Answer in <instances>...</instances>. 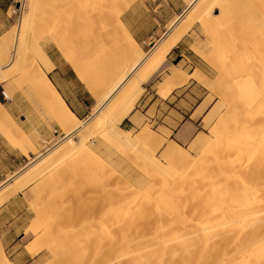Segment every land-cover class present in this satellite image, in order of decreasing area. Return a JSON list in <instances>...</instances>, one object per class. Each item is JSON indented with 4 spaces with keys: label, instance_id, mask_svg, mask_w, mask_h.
<instances>
[{
    "label": "bare ground",
    "instance_id": "bare-ground-1",
    "mask_svg": "<svg viewBox=\"0 0 264 264\" xmlns=\"http://www.w3.org/2000/svg\"><path fill=\"white\" fill-rule=\"evenodd\" d=\"M122 1L127 7L133 0H45L46 5L39 12L36 0H30L28 15L20 28L22 31L30 28L34 37L32 46L29 47L24 33L11 40L15 53L23 52V57L16 56V70H22L23 76L19 82L10 83L9 92H4L8 99L16 98L20 106L22 101L35 96L32 107L55 122L63 134L57 141L60 147L46 160L48 167L38 172L32 170L26 183L37 182L49 168H55L63 174L61 178L68 180L77 179L82 170L83 181L94 176H115L111 185L104 186L110 194L108 205L100 207L106 214L104 219L91 232H84V237L100 250L97 264H264V65L251 82L228 72L226 83L217 90L225 103V112L220 115L221 107H217L206 115V124L216 115L218 121L209 127L208 135L199 133L191 146L203 150L200 158L191 159L190 151L175 140L165 145L160 158L154 157L161 145L153 143L156 136L149 125L133 136L119 123L134 109L144 91L142 83L163 66L190 26L177 28L182 16L179 15L151 50L144 51L120 14L112 18L116 28L109 29L105 8ZM186 1L184 12L196 5L198 19L211 37L210 49L216 56H203L216 62L217 67V62L230 56L246 54L243 46L250 41L264 40V29L260 28L264 24V0L254 5L253 9L260 13H252L244 28L236 21L213 24L217 16L214 9L219 8L225 17L230 12V6L221 0ZM46 14L52 15L51 23L44 24ZM39 18L42 21L36 23ZM37 25L44 28L39 34H35ZM108 30L112 43L103 40V32ZM226 36L234 38L231 46H218L219 40ZM45 37L51 39L61 57L86 84L87 91L98 100L90 118L101 112L103 116L97 117L88 129L83 128L89 119L81 120L75 114L49 76L55 63L41 44ZM6 43L4 39L0 41V58L8 54ZM260 52L258 59L262 57ZM96 62L105 68H98ZM245 63L251 65L252 58L246 56ZM3 66L0 64V69ZM138 68L142 71L132 75ZM10 75L0 74V83L6 82ZM190 79L205 87L212 86L202 70L187 74L174 65L159 93L165 96ZM243 81L240 93L230 94L227 99L228 85ZM24 84L25 91L18 96ZM25 114L24 121H16L13 110L0 99V134L28 157L26 166L37 168L45 161L40 158L27 127L39 128L44 122L34 120L30 108ZM188 129L186 125L181 133ZM102 130H105L103 141L117 151L133 142L140 144L135 170L131 172L137 184L130 181V176L118 174L91 144ZM54 196L59 197L58 194L51 197ZM59 221L71 224L68 239L62 238L64 235L58 231L69 223L61 225ZM90 221L57 213L42 229L32 226L30 230L41 231V236L58 232L51 238L57 244L50 253L62 256L59 252L62 247L74 250L83 235L82 225ZM55 222L58 231L53 228ZM25 248L35 254L39 251L37 239ZM0 264H15L1 244Z\"/></svg>",
    "mask_w": 264,
    "mask_h": 264
},
{
    "label": "rangeland",
    "instance_id": "rangeland-1",
    "mask_svg": "<svg viewBox=\"0 0 264 264\" xmlns=\"http://www.w3.org/2000/svg\"><path fill=\"white\" fill-rule=\"evenodd\" d=\"M224 4L230 6V12L225 17L220 9H214L213 13L215 24H226L225 22L236 21L240 22L244 28L252 13H260L253 9L254 5L260 0H221ZM255 1V2H254ZM30 0H1L0 4V41L4 39L7 41L8 54L0 58V64L4 65L0 69V74L11 73L6 82L0 83V99L5 105L13 110V117L16 121L22 122L25 120L23 115L29 108L32 109V118L39 119L44 122V125L36 128L33 125L27 127V132L31 136L32 141L37 146L41 154L40 158L44 159V163L37 168H30L26 166L28 157L23 155L17 147L9 145L5 138L0 134V244L4 252L11 261L15 264H97L98 256H100L99 248L93 246L88 238H85L84 232H91L95 229L105 217V213L100 211L101 206L108 205L110 194L104 190L105 185H111L114 182L115 176L106 177H91L86 181L84 178V171L79 172V176L75 180H68L61 178L63 174L57 172L55 168H49L46 174L35 183H26V177L31 176L32 170L37 169V172L48 167L47 158L53 157L54 150L59 144L58 138L63 134L61 128L55 123L50 122L45 114L32 107L35 102V96L25 99L21 102V106L17 104L16 98L8 99L2 95V91L9 92L10 83L19 82L23 76L22 70H16L17 58L23 57V52L15 53L14 48H11V40L19 36L20 33L27 35L29 47L33 41L32 31L30 28L25 31L20 28L28 15V5ZM39 7V12L43 10L46 5L45 0H36ZM126 2L122 1L119 4L110 5L105 8V14L110 22L109 29L116 28V22L112 19L117 14H120L123 21L127 25H132L135 31L140 35L147 37L146 44L140 43L144 51H149L154 46L167 27L179 15H182L177 28L190 26L186 34L179 41L176 47L167 55L163 66L157 68V73L150 76L144 81V91L139 96L134 109L130 115L125 118L120 126L131 131L133 136H136L146 125H149L153 130L156 139L155 144H160V148L154 152V157H159L166 144L170 140H175L186 149L190 151V157L197 160L202 156V149H192V144L199 133L209 134V127L214 125L219 116H213L210 124L204 122V117L211 113L215 108L221 107L220 115L225 112L223 100L217 94L220 84L226 83L228 72L239 74L241 80H254L257 74L261 72L264 65V40L255 39L246 44V54H238L230 56L228 59L217 62L218 67L206 59V56L215 57L211 52V37L204 31L201 24L200 13L197 12V6L187 13L184 12L187 6L186 0H133L127 7ZM252 6V10H251ZM228 8V9H229ZM264 8V6H263ZM231 13V15H229ZM43 18L48 24L52 22V15L46 14ZM42 21V19H37ZM231 23V22H229ZM262 22H260L261 25ZM43 26H36V33L39 34L44 28ZM264 29V24L260 26ZM21 29V30H20ZM109 30L104 31L103 40L106 43H112V35ZM176 31V28H173ZM154 40L151 44V40ZM232 36H226L219 40L218 46L228 48L233 42ZM41 44H50L52 48V56L54 63H60L64 66L65 71H68L71 76L74 74L75 78L80 80L72 70L71 66L61 57L59 51L53 45L49 37L41 40ZM6 49V48H5ZM262 53L261 59L257 55ZM48 51V50H47ZM49 53V52H48ZM121 54V50L119 52ZM17 56V58H16ZM248 56L252 58V64L246 66L245 58ZM14 57V59H13ZM101 62V61H100ZM100 62H96L98 68ZM107 62V59L105 60ZM178 67L183 72L189 74L197 69L202 70L210 79L212 86L205 87L197 80L190 79L186 84L175 88L167 95H161L159 89L161 86L167 84L169 72L173 66ZM55 68V67H54ZM53 68V69H54ZM105 67L102 68V70ZM142 68H138L132 75H138ZM50 76V72H49ZM115 77V80H117ZM222 78H225V80ZM242 84H229L228 89L225 90L227 99L230 94L240 93ZM20 96L25 91V84L22 85ZM17 97V96H16ZM98 100L95 99V104L89 111V117L84 119L87 121L86 128L92 126L97 117L103 116L102 112L96 117L90 118L92 112L98 105ZM213 115V114H212ZM188 125L189 129L186 133H181L182 129ZM105 130L99 132L91 144L102 155V157L109 162L117 173L130 176L132 183H136V176L133 173L135 170V157L138 153V143H132L128 146L119 147L121 151L113 149L108 146L102 139V134ZM207 133V134H206ZM49 154V155H48ZM65 173V172H64ZM60 175V178H59ZM85 179V178H84ZM139 180V179H138ZM102 184V185H101ZM137 184V183H136ZM53 194H58L59 197ZM62 196V197H61ZM69 215L71 218L78 217L79 220L83 218L91 219L90 222L82 225L83 235L77 245L71 249L62 247L59 251L64 255H53L50 252L54 251L53 247L57 242L51 239L58 232L64 235L62 238H69V231L71 224L65 221L63 224L68 226L66 228H56L54 223L53 228L58 232L52 231L51 235H40L30 230L32 226H37L42 229L49 219H55V214ZM28 230V231H27ZM37 239V251L31 254L26 248V244L33 243Z\"/></svg>",
    "mask_w": 264,
    "mask_h": 264
},
{
    "label": "crops",
    "instance_id": "crops-1",
    "mask_svg": "<svg viewBox=\"0 0 264 264\" xmlns=\"http://www.w3.org/2000/svg\"><path fill=\"white\" fill-rule=\"evenodd\" d=\"M127 26L139 43L146 44L147 38H151L145 35L139 36L138 32L135 31L134 26ZM153 42L154 40L152 39L151 44H153ZM155 44L156 42L154 43V45ZM45 49H47L49 55L52 56V48L50 44H45ZM50 77L56 84L58 90L63 95L67 104L75 112V114L80 119H84L86 116L89 117L88 110L94 106L95 98L87 91L86 84L81 80L75 78L73 73L70 76L68 71H65L64 66L57 62L55 63V68L50 72Z\"/></svg>",
    "mask_w": 264,
    "mask_h": 264
},
{
    "label": "built area",
    "instance_id": "built-area-1",
    "mask_svg": "<svg viewBox=\"0 0 264 264\" xmlns=\"http://www.w3.org/2000/svg\"><path fill=\"white\" fill-rule=\"evenodd\" d=\"M2 95H3L5 98H7V97H6V94H5V92H4V90L2 91Z\"/></svg>",
    "mask_w": 264,
    "mask_h": 264
}]
</instances>
